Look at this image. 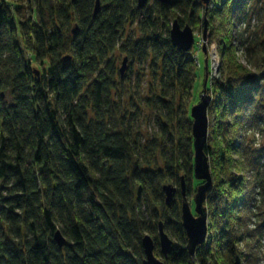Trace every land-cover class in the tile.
Returning a JSON list of instances; mask_svg holds the SVG:
<instances>
[{
	"label": "trees",
	"instance_id": "16d2710c",
	"mask_svg": "<svg viewBox=\"0 0 264 264\" xmlns=\"http://www.w3.org/2000/svg\"><path fill=\"white\" fill-rule=\"evenodd\" d=\"M24 3L28 14L20 18L18 6L0 0V264H142L145 235L164 264L248 261L238 244L250 253L248 242L264 240V150L254 147L264 123V41L249 31L253 0H211L206 9L200 0H154L153 9H138L137 0ZM204 18L220 60L219 79L206 83L213 93L204 149L212 188L204 205L212 235L190 257L181 194L168 205L160 195L164 182L172 186L182 174L188 197V112L168 136L172 149L162 145L163 169L142 168L138 147L119 125L111 55L125 24L137 22L161 81L173 97L190 98L198 68L161 37L157 23L176 20L193 31ZM36 64L43 66L38 79ZM145 203L162 212L145 216ZM159 222L172 240L166 257L159 252ZM57 230L62 247L53 239Z\"/></svg>",
	"mask_w": 264,
	"mask_h": 264
},
{
	"label": "rangeland",
	"instance_id": "374dc122",
	"mask_svg": "<svg viewBox=\"0 0 264 264\" xmlns=\"http://www.w3.org/2000/svg\"><path fill=\"white\" fill-rule=\"evenodd\" d=\"M4 1L8 5L15 4L19 7L16 10L18 17L25 18L27 16L28 8L24 3V0ZM210 2L211 0L207 6L202 2L201 4L206 9ZM253 3L252 7L254 8L255 14L252 15L248 27L250 32L256 34V39L262 42L264 41V0H253ZM145 7L153 9L155 7L154 0H148ZM10 9L12 10L11 6ZM165 21L168 25H166L164 21H159L157 23V32L162 38H167L169 40V32L173 21L170 19ZM203 22H206L205 33L203 32L204 24L202 28L193 30V45L187 52L188 58L192 60L193 64L198 68V77L196 83L192 87L190 98L184 97L181 99L178 95L173 97L171 91L168 90V87L161 81L160 63L155 60L153 55L154 53L150 50L148 44L143 43L146 37L143 34L144 32L141 31L140 24L131 21L127 22L119 35L120 38L118 45L111 55V58L114 60L116 70L115 88L113 90L112 97L118 106L117 112L119 125L123 127L126 134L130 135V140L133 145L138 147L137 151L135 150V154L138 159L137 162H139L141 167L144 169L154 172L163 169L164 161L162 158V145L166 144L167 149H172V144L167 142L168 136L174 135L176 120H186L185 114L187 112L192 124L193 120L190 116V109L194 104L199 102V96L203 93L204 81L206 94L211 98L213 97V93L206 89V83L207 80H216L219 79L220 76L218 44L213 40H209L210 32L208 29V21L204 18ZM243 23L242 27L245 25L247 26L246 22ZM124 59L125 62L123 63ZM237 60L241 64H245L244 58L240 53L237 54ZM122 67L123 72L120 73V69ZM32 68L35 77L38 79L42 74L43 66L36 64L32 65ZM160 96H163V98L160 99ZM160 100L163 103L159 102ZM158 109H162V111L159 112ZM163 115L166 116V119ZM168 119H171L170 121H172V123L168 122ZM182 123L183 122H181V125ZM259 127H261V130L254 135V147L263 148L264 150V123L261 122ZM182 129L184 130L183 126ZM262 156V161H264V153ZM181 178L185 179L182 174H179L178 183L170 182V184H173L172 186L176 189L174 197L176 200L177 197L180 196ZM201 183V181L194 179L193 175L189 180V194L187 198L192 212L193 196L195 194L196 187ZM166 184L169 183L164 182L162 185ZM136 194L137 192L135 191V195ZM156 195L158 196V194ZM160 195L163 203H165V195L162 188L160 190ZM143 209L145 216H148L150 213L152 214L154 211L162 212L160 206L158 205L156 207L154 203H150L148 205L145 203V205H143ZM256 220V217H250L251 223H255ZM211 235L212 230H210V233L208 232L207 234V238L204 242L206 246H209ZM248 244L250 247H253L251 248L250 253L254 256L251 257L248 250L249 248L245 247L246 244L244 242H240L238 244L240 252L242 254H246L249 259L246 262L240 261L239 264H264V240H251Z\"/></svg>",
	"mask_w": 264,
	"mask_h": 264
},
{
	"label": "water",
	"instance_id": "95a60500",
	"mask_svg": "<svg viewBox=\"0 0 264 264\" xmlns=\"http://www.w3.org/2000/svg\"><path fill=\"white\" fill-rule=\"evenodd\" d=\"M148 0H137V8H143ZM160 3L167 4L170 0H158ZM210 0H201L207 6ZM98 11V1L95 3L94 14ZM206 31V22L204 23L203 32ZM169 40L171 46L178 52H188L194 41L193 31L191 27L185 25L181 27L175 20L173 21L170 32ZM68 59L65 58L64 60ZM125 62V59L123 63ZM206 63V62H205ZM123 72V67L120 73ZM211 102V97L206 94L205 81L203 84V93L199 96V102L194 104L190 109V116L192 118L191 135L193 146V165L192 175L193 178L201 181L202 183L196 187L193 196V212L191 211L190 203L186 194V186L183 178L180 179V194L182 197L180 216L181 223L184 229L187 245L186 249L190 257H193L196 249L203 245L207 238L208 231V213L204 205L207 193L212 188V177L210 166L208 164V157L204 152L205 144L208 135V116L207 110ZM162 190L165 195V204L168 205L175 195V187L171 185H163ZM55 243L62 247L65 243L64 237L60 231H56L53 235ZM142 248L145 258L142 264H164L159 258L154 255V243L149 235H145L141 239ZM158 245L159 252L163 257H166L172 245V240L165 233L162 223H158ZM233 264H239V259L236 258Z\"/></svg>",
	"mask_w": 264,
	"mask_h": 264
}]
</instances>
